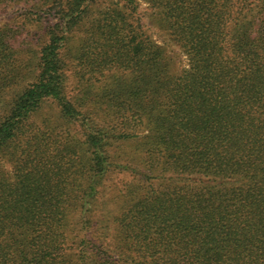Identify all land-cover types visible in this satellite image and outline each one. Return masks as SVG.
I'll list each match as a JSON object with an SVG mask.
<instances>
[{"label": "trees", "instance_id": "trees-1", "mask_svg": "<svg viewBox=\"0 0 264 264\" xmlns=\"http://www.w3.org/2000/svg\"><path fill=\"white\" fill-rule=\"evenodd\" d=\"M96 1L42 2L26 85L0 28V264H264V0H144L180 74L125 0L84 40L70 96L62 50ZM113 172L132 180L98 214Z\"/></svg>", "mask_w": 264, "mask_h": 264}, {"label": "rangeland", "instance_id": "rangeland-1", "mask_svg": "<svg viewBox=\"0 0 264 264\" xmlns=\"http://www.w3.org/2000/svg\"><path fill=\"white\" fill-rule=\"evenodd\" d=\"M44 0H0V28L9 30V34L15 38L14 45L16 51V59L19 64V84L26 85L32 81L36 75L34 57L36 52L45 44V38L42 34V28L51 21V15L46 13L47 8L42 6ZM136 9L129 10V22L138 27V31L148 37L157 46H159L165 54L169 70L173 74H180L182 70L187 68V59L179 45L171 38L167 31L153 15V8L144 0H136ZM125 0H97L94 4L89 5L83 22L69 34L67 48L62 50L65 60L66 72L69 77L67 92L70 96L77 93L75 71L80 68L79 61L75 60L85 46L89 33L93 28L97 27L99 18L111 12L113 9L122 8ZM47 5V4H46ZM49 5V4H48ZM45 6V5H44ZM84 42V43H83ZM19 77V78H18ZM55 103H45L42 109L33 117L32 124L34 127L40 125L41 121L57 114ZM103 121V120H100ZM75 129H78L75 127ZM75 131V130H74ZM120 149H126L130 152L132 146L124 144L122 146L114 145L112 152H119ZM0 171L10 174L13 172V163L8 160L7 156L0 158ZM132 178L128 173L113 172L109 175L105 182L106 188L102 192L100 200L107 203L101 208L98 206V214L101 209H114L120 194L123 192L126 184ZM109 202V203H108ZM119 202V201H118Z\"/></svg>", "mask_w": 264, "mask_h": 264}]
</instances>
